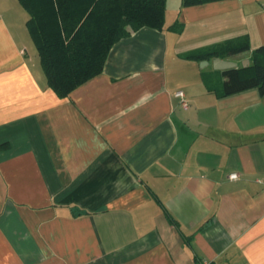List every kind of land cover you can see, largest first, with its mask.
Returning <instances> with one entry per match:
<instances>
[{
    "label": "crops",
    "instance_id": "obj_1",
    "mask_svg": "<svg viewBox=\"0 0 264 264\" xmlns=\"http://www.w3.org/2000/svg\"><path fill=\"white\" fill-rule=\"evenodd\" d=\"M30 19L0 0V264H264V96L218 97L215 59L184 57L248 36L224 60L250 64L264 0H168L164 30L122 39L67 98Z\"/></svg>",
    "mask_w": 264,
    "mask_h": 264
},
{
    "label": "trees",
    "instance_id": "obj_2",
    "mask_svg": "<svg viewBox=\"0 0 264 264\" xmlns=\"http://www.w3.org/2000/svg\"><path fill=\"white\" fill-rule=\"evenodd\" d=\"M29 12V32L38 48L48 83L61 98L103 73L114 46L142 28L162 31L168 0H19ZM221 0H183L184 7ZM171 31L183 32L176 23ZM251 50L248 36L186 54L198 62L226 59ZM217 74L224 81L218 86ZM203 81L218 97L252 89L264 96V46L254 50L251 63L228 71L203 72ZM170 223L175 220L166 213Z\"/></svg>",
    "mask_w": 264,
    "mask_h": 264
},
{
    "label": "water",
    "instance_id": "obj_3",
    "mask_svg": "<svg viewBox=\"0 0 264 264\" xmlns=\"http://www.w3.org/2000/svg\"><path fill=\"white\" fill-rule=\"evenodd\" d=\"M249 62H250L249 60H245L243 62V67H247ZM210 64L211 63L209 61H204L201 63V67L204 68L206 66H209ZM212 64H213L214 70L222 71V72L238 68L237 62H234L232 60H224L220 58L213 60Z\"/></svg>",
    "mask_w": 264,
    "mask_h": 264
},
{
    "label": "built area",
    "instance_id": "obj_4",
    "mask_svg": "<svg viewBox=\"0 0 264 264\" xmlns=\"http://www.w3.org/2000/svg\"><path fill=\"white\" fill-rule=\"evenodd\" d=\"M175 97L176 98H179L180 99V102H181V105L184 109H188L189 108V102H188V99L186 97V94L183 92V91H178L175 93ZM231 179H236L237 178V175L236 174H232L231 176ZM202 264H209L207 262H204Z\"/></svg>",
    "mask_w": 264,
    "mask_h": 264
}]
</instances>
